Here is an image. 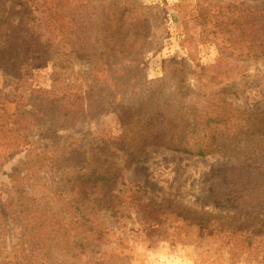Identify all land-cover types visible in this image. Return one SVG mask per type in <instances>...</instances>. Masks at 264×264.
I'll use <instances>...</instances> for the list:
<instances>
[{
    "label": "rangeland",
    "instance_id": "rangeland-1",
    "mask_svg": "<svg viewBox=\"0 0 264 264\" xmlns=\"http://www.w3.org/2000/svg\"><path fill=\"white\" fill-rule=\"evenodd\" d=\"M209 1L264 8V0H0V16L12 14L14 24L20 21L22 37L31 44L28 50L35 47L45 59L24 66L18 78L0 69V100H24L32 92L49 90L53 73L69 82L78 79L85 91L93 53L118 46L124 54L115 57L122 63L141 61L134 92L173 91L165 72L169 61H182L196 75L201 67H215L206 73L209 83L189 76L191 92L214 93L240 114H264V59L220 57L193 20L198 4ZM46 7L55 10L49 14ZM224 71L231 75L221 80ZM163 79L166 85L159 86ZM122 95L97 94L83 104L78 116L86 117L83 122L66 130L40 121L28 107L7 105L9 115L26 119L24 136L36 154L50 158L72 150L86 155L109 151L114 155L108 160L121 175L109 192L113 209L91 218L103 226L101 241L66 247L45 239L47 225L37 231L40 236L31 248L33 240L17 215L20 197L33 199L39 211L59 210L61 200L51 189L66 176L45 164L28 169L22 165L25 152L12 153L0 166L1 255L37 251L41 264H92L98 258L106 264H264V134L241 142L227 141L222 134L220 141L228 148L203 159L150 146L148 163L125 169L128 158L119 149V136L129 96ZM22 204L31 209V203ZM86 207L84 203L79 212L84 214ZM74 255L78 260L70 258Z\"/></svg>",
    "mask_w": 264,
    "mask_h": 264
},
{
    "label": "trees",
    "instance_id": "trees-1",
    "mask_svg": "<svg viewBox=\"0 0 264 264\" xmlns=\"http://www.w3.org/2000/svg\"><path fill=\"white\" fill-rule=\"evenodd\" d=\"M16 5L23 6L20 1ZM46 8H49V14L55 10ZM11 15L0 16V69L18 78L24 66L45 59H40L41 52L35 47L28 50L30 41L24 35L22 37L20 21L14 24L10 20ZM193 20L204 39L216 46L220 57L225 61L264 59V8L255 10L236 2L217 4L209 1L208 4H198ZM117 25L121 27V20L116 22ZM32 41H35L33 37ZM118 54H124L123 48L118 46L114 49L106 46L105 50L93 53L92 67L88 74H85L86 78H82L86 84L90 83L85 91L78 85V79L69 82L68 79H62L60 73H53L50 76L49 90H37L24 100H0V166L12 153L25 152L26 159L22 164L24 167L43 168L45 164L44 167L66 176L61 179L62 183H57L58 188L51 189V194H57L61 200L62 208L59 210L47 209L42 212L39 207L32 206L33 199L20 197L21 208L17 215L21 228L23 226L28 238L33 240L29 241L31 248L40 236L37 231L47 229V225L49 229L44 233L45 239H52L66 247L70 245L81 248L83 241H101L103 226L91 218L101 210L113 209L109 192L111 193V187L120 178L121 172L114 162L108 160V155H114L109 151L108 155L101 150L96 154L92 152L86 155L85 151L72 150L50 158L44 153L36 154L24 136L26 119L9 115V104H13L16 109L28 107L40 121L51 123L53 126L59 123V129L66 130L73 129L83 122L86 117L81 115L84 119H78L80 110L83 104L93 100L97 94L108 91L111 97H124L122 94L129 96L126 111L121 119L119 136V149L128 158L125 169L148 163L150 153L147 149L150 146L203 159L228 148L229 145L220 141L222 134H227V141L231 139L236 142L251 141L264 134L263 113L240 114L214 93L202 91L195 94L190 91L189 76L195 75L200 83H209L206 73L215 67H201L196 75L189 72L182 61H169L165 78L174 83V90L168 91L167 88L166 91H145L139 94V91L134 92V83L143 72L141 61L131 59L124 63L125 59H122V63L115 57ZM166 64L164 62L163 67ZM224 74L225 78L222 77L221 80L231 75L225 71ZM166 79L158 82L159 86H162V83L164 86ZM32 154L37 160L32 159ZM246 156L250 158L248 154ZM255 158L254 155V160ZM13 177L17 181L20 178L17 173ZM24 201L31 203V209L23 207ZM84 203L88 207L82 214L79 211ZM55 226L57 229L52 235ZM80 238L81 241H78ZM1 254L0 264H41L37 251L25 255L17 250L11 258ZM44 257L50 259L51 255ZM70 258L78 260L77 255ZM98 260L99 258L92 264H106Z\"/></svg>",
    "mask_w": 264,
    "mask_h": 264
}]
</instances>
